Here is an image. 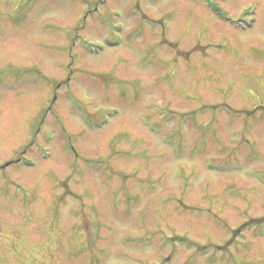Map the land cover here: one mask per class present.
Returning <instances> with one entry per match:
<instances>
[{
	"label": "rangeland",
	"instance_id": "obj_1",
	"mask_svg": "<svg viewBox=\"0 0 264 264\" xmlns=\"http://www.w3.org/2000/svg\"><path fill=\"white\" fill-rule=\"evenodd\" d=\"M262 106L264 0H0V264H264Z\"/></svg>",
	"mask_w": 264,
	"mask_h": 264
},
{
	"label": "flooded vegetation",
	"instance_id": "obj_2",
	"mask_svg": "<svg viewBox=\"0 0 264 264\" xmlns=\"http://www.w3.org/2000/svg\"><path fill=\"white\" fill-rule=\"evenodd\" d=\"M249 117H250V116H249ZM262 128H263V127H262ZM245 139H246V137H245V136H243V137H242V139H241V142H242V143H244L245 141H247V140H248V139H246V140H245Z\"/></svg>",
	"mask_w": 264,
	"mask_h": 264
},
{
	"label": "bare ground",
	"instance_id": "obj_3",
	"mask_svg": "<svg viewBox=\"0 0 264 264\" xmlns=\"http://www.w3.org/2000/svg\"><path fill=\"white\" fill-rule=\"evenodd\" d=\"M120 114V113H119Z\"/></svg>",
	"mask_w": 264,
	"mask_h": 264
}]
</instances>
